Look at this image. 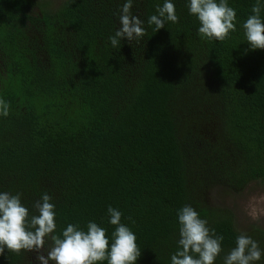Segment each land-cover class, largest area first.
Segmentation results:
<instances>
[{
	"label": "trees",
	"instance_id": "1",
	"mask_svg": "<svg viewBox=\"0 0 264 264\" xmlns=\"http://www.w3.org/2000/svg\"><path fill=\"white\" fill-rule=\"evenodd\" d=\"M125 2L0 0V192L20 193L30 214L47 193L54 234L91 221L109 245L117 209L135 264H171L185 205L223 236L214 264L241 233L264 250L263 227L240 231L229 207L207 200L264 179V49H250L242 27L256 0H227L236 30L224 41L198 34L189 0H171L178 22L156 32L148 19L164 0H133L145 36L113 48ZM36 255L5 248L0 264Z\"/></svg>",
	"mask_w": 264,
	"mask_h": 264
},
{
	"label": "clouds",
	"instance_id": "2",
	"mask_svg": "<svg viewBox=\"0 0 264 264\" xmlns=\"http://www.w3.org/2000/svg\"><path fill=\"white\" fill-rule=\"evenodd\" d=\"M133 0H126L119 14L120 27L109 41L113 48L120 47L121 40L139 41L145 36L143 21L131 11ZM190 14L199 21L198 34L208 40L224 41L231 31L236 30V11L228 6L227 0H189ZM261 0L252 6V14L242 27L250 49H264V21L260 13ZM157 14L148 19V24L155 25L154 32L165 27L167 21L178 22L175 5L171 0H164L157 6ZM9 105L0 99V115L7 116ZM52 197L45 193L34 202L35 214L21 203V194L0 192V254L5 248L14 253L35 251L39 264H135L141 255L136 244V236L128 226L122 224L121 212L109 206V223L115 225L112 243L104 228L95 222H88L87 230L78 225L68 224L59 235L54 234L55 205ZM131 219V218H129ZM179 239L178 248L171 255V264H214L223 251L222 235H216L207 227V221L201 219L190 205L178 210ZM49 247H45L47 241ZM41 250L46 251L44 255ZM264 256V250L252 237L241 233L236 237L235 247L224 256L223 264H256Z\"/></svg>",
	"mask_w": 264,
	"mask_h": 264
},
{
	"label": "rangeland",
	"instance_id": "3",
	"mask_svg": "<svg viewBox=\"0 0 264 264\" xmlns=\"http://www.w3.org/2000/svg\"><path fill=\"white\" fill-rule=\"evenodd\" d=\"M51 1L57 4L62 0ZM207 200L214 206L229 207L234 214L236 227L240 231L247 232L255 225L264 228V179L252 180L239 192L212 191ZM33 261L34 264H38L36 257Z\"/></svg>",
	"mask_w": 264,
	"mask_h": 264
},
{
	"label": "flooded vegetation",
	"instance_id": "4",
	"mask_svg": "<svg viewBox=\"0 0 264 264\" xmlns=\"http://www.w3.org/2000/svg\"><path fill=\"white\" fill-rule=\"evenodd\" d=\"M39 264V263H38ZM50 264V263H49Z\"/></svg>",
	"mask_w": 264,
	"mask_h": 264
}]
</instances>
